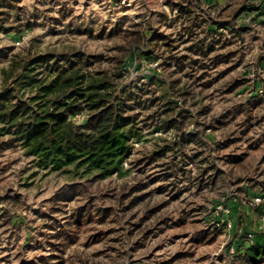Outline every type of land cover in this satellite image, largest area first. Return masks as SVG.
<instances>
[{
  "label": "rangeland",
  "instance_id": "rangeland-1",
  "mask_svg": "<svg viewBox=\"0 0 264 264\" xmlns=\"http://www.w3.org/2000/svg\"><path fill=\"white\" fill-rule=\"evenodd\" d=\"M19 1L18 18L0 31V50L14 47L23 37L22 47L65 43L105 51L121 42L119 36L109 39L111 25L123 19L127 24L142 22L146 6L148 13L164 9L172 18L170 0H128L130 6L118 0ZM229 1L235 8L244 2ZM250 1V8L257 10L236 17L237 25L250 30L241 38L220 30L215 36L222 42L207 60L208 69L194 65L190 73L194 96L187 109L197 115L206 106L209 113L197 115L187 128L198 137L185 146L184 173L166 178L169 158L148 166L137 156L121 173L93 183L74 167H41L19 144L6 143L0 125V264H240L234 261V242L247 231L259 230L260 221L241 200L264 190V95L257 94L264 88V0ZM220 4L228 5L226 0ZM223 17L234 16L228 9ZM153 23L160 31H176L160 26L156 18ZM87 27L94 35L104 30L103 38L90 37L84 32ZM216 55L226 56L217 66L211 60ZM6 63L2 60L0 68ZM126 63L129 80L154 72L155 65L146 58L132 57ZM73 120L80 126L87 119ZM151 136L144 138L149 142L146 151L153 148ZM212 165L214 170L205 172ZM80 184L87 187L64 195L68 187ZM141 184L148 186L137 191ZM142 196L143 202L129 208ZM79 213L81 225H72ZM227 215L232 230L217 227Z\"/></svg>",
  "mask_w": 264,
  "mask_h": 264
},
{
  "label": "trees",
  "instance_id": "trees-1",
  "mask_svg": "<svg viewBox=\"0 0 264 264\" xmlns=\"http://www.w3.org/2000/svg\"><path fill=\"white\" fill-rule=\"evenodd\" d=\"M19 3L0 0V31L18 18ZM226 3L224 7L219 2L206 5L203 0H170L167 5L172 18L164 9L148 13L150 9L146 6L142 22L127 24L123 19L111 25L109 39L119 36L121 42L105 51H88L65 43L43 49L36 42L19 49L0 50V62L7 60L0 68V125L6 143L19 144L45 169L60 171L74 167L93 183L121 173L124 163L137 156L148 166L169 158L171 172L166 178L180 171L184 173L185 146L198 137L187 132V128L196 123L197 115L209 113L206 106L197 115L187 109L194 96L190 73L195 66L202 71L208 69L207 60L222 42L215 34L226 29L241 38L250 28L237 25L236 17L257 10L250 8L254 5L250 0H244L238 8L229 0ZM228 9L234 17L225 19L223 12ZM154 18L160 26L176 31H160L153 23ZM84 32L103 38L104 30L94 35L93 29L87 27ZM182 46H186L183 54L178 51ZM132 57L156 64L154 72L129 80L125 65ZM225 59V55H216L211 60L217 66ZM184 77L188 80L184 81ZM73 117L87 120L78 126ZM156 132L161 135L155 136ZM147 134L152 135L150 151H146L149 142L144 140ZM173 134V139L169 138ZM214 168L209 166L205 172ZM80 186L87 187L70 186L64 195L78 192ZM147 186L141 184L137 191ZM145 199L146 196L136 197L129 208ZM81 218L79 213L72 225H81ZM242 237L234 244L237 254L234 261L262 263L264 230L250 246L243 244L245 235Z\"/></svg>",
  "mask_w": 264,
  "mask_h": 264
},
{
  "label": "built area",
  "instance_id": "built-area-1",
  "mask_svg": "<svg viewBox=\"0 0 264 264\" xmlns=\"http://www.w3.org/2000/svg\"><path fill=\"white\" fill-rule=\"evenodd\" d=\"M123 5H128L130 6L131 2L128 0H122L120 2ZM23 37L18 39L15 43H14V47L17 49H19L20 47L23 46ZM155 66H157L155 64ZM258 96H262L264 95V88L262 87L258 92H257ZM160 134V132H156L155 135ZM135 146L138 148V146H140L139 144H135ZM124 167H127V162L124 163ZM234 202H237V199H233ZM243 205L246 206L247 208L251 209L252 211H255L256 213H258L259 217H260V221H259V230H250L245 232V239H244V245L246 246H250V244L254 241V239H256V237L261 234V232H263L264 230V192H257L255 194H250L249 196L245 197L243 200H241ZM238 203V202H237ZM219 205H224V203H219ZM225 213L227 214H231V209L230 208H226ZM238 213V210L237 212ZM227 220L224 219L223 222L220 221L222 219H219V221H217V227L222 226L223 228H227V229H231L233 228V223L231 220H229V215L226 216ZM230 217H232V215H230ZM222 222V223H221ZM234 228H236V226L234 225ZM235 230V229H234ZM235 243H239V241H235Z\"/></svg>",
  "mask_w": 264,
  "mask_h": 264
},
{
  "label": "crops",
  "instance_id": "crops-1",
  "mask_svg": "<svg viewBox=\"0 0 264 264\" xmlns=\"http://www.w3.org/2000/svg\"><path fill=\"white\" fill-rule=\"evenodd\" d=\"M220 3V0H212V2L209 4V5H211V4H215V3Z\"/></svg>",
  "mask_w": 264,
  "mask_h": 264
}]
</instances>
